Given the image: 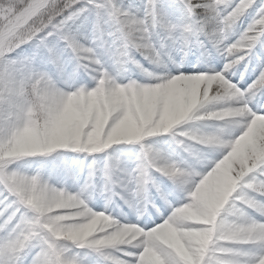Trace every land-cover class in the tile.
<instances>
[{"label": "snow or ice", "instance_id": "snow-or-ice-1", "mask_svg": "<svg viewBox=\"0 0 264 264\" xmlns=\"http://www.w3.org/2000/svg\"><path fill=\"white\" fill-rule=\"evenodd\" d=\"M0 264H264V0H0Z\"/></svg>", "mask_w": 264, "mask_h": 264}]
</instances>
